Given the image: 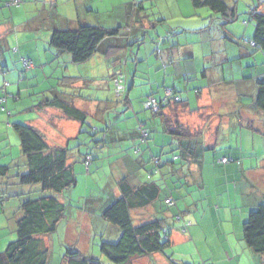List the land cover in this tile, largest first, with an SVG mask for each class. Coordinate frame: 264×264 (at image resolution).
Listing matches in <instances>:
<instances>
[{
	"label": "trees",
	"instance_id": "16d2710c",
	"mask_svg": "<svg viewBox=\"0 0 264 264\" xmlns=\"http://www.w3.org/2000/svg\"><path fill=\"white\" fill-rule=\"evenodd\" d=\"M71 1L74 2L76 8V26L73 28L50 26V35L47 42L51 50L66 53L70 58L71 64H91V61L96 60L94 56L101 52L99 47L104 40L124 33L129 27L134 25L132 16L147 9L145 4L143 5L144 2L142 3L143 0L122 1L113 5L112 10H117L118 15H120L119 11L122 10L124 21L115 22L112 26H108L102 23L104 20L101 22V20L97 21L94 19L97 22L89 24L79 19L77 14L82 17L91 13V16L97 17L101 10L98 8L89 9L91 6L87 4L83 10L86 14L82 15L80 2L78 0ZM166 1L163 0L162 2L166 3ZM40 2L44 6L48 3L51 6L52 3L57 6L61 4L60 0H40ZM191 2L195 8H200L199 10L208 8L217 14L223 25L237 21L241 13L237 8L239 0H234L232 5H228L225 0H191ZM258 2L257 0V3L248 5V9L245 11L253 22L254 30L248 41L241 39V42L243 44L248 43L255 48V51H261L264 54V13L259 10ZM3 3L4 6L9 8L21 7L24 0H4ZM112 10H107L106 12ZM160 21L167 22L165 17ZM56 22L58 20H55V24ZM0 27H2L0 32V72H2L4 70L3 67L6 68V66L2 65V62L7 61V54L4 50L9 47L8 43L6 45L3 44L2 37L6 33H16L17 26L12 22L11 24L0 22ZM168 27L170 31L174 30L173 28L178 29L177 27L179 26L168 24ZM143 39L136 38L135 40L141 44ZM15 40L17 42L16 37ZM9 49L14 54H20L21 49H19L17 43L12 44ZM110 50L115 54L117 48L112 47ZM57 58L56 56L55 59L60 65H58L56 70L61 73L65 70L66 65L60 63ZM93 58L94 60H92ZM32 59L25 56L20 57L22 67L18 70L15 82L17 93L12 94L8 91L9 81L3 79L2 83H0V98L5 97V101L0 102V109L6 112L7 116L12 114L11 110L8 109L7 99L10 97L12 101L20 100L21 84L25 85V89L30 84L31 78L28 77L26 72L35 67L34 59ZM10 60L12 65L17 63L14 59ZM251 65L252 63L248 66ZM263 73L264 71H261L260 74L262 75ZM60 79L62 81L72 80V76H63ZM165 89L170 90L172 94L168 97L164 95L160 100L155 98L157 104L153 109L145 108L147 99L154 98L148 95L143 102V108L145 111H151L153 117L162 118L164 131L171 136L173 139L172 144L175 146L173 147L174 149L171 148L170 152L176 150L178 151L177 155H172L171 160H162L161 156L167 152L163 153L164 149L162 147L154 150L153 148L157 144L153 147L150 145V161L145 162V164L150 162L151 170L145 175L144 179L132 171L122 175L119 179L114 176L113 185L115 186L113 190L116 189L118 194H113L116 190H111L110 194H108L107 190V194L105 192L101 194L102 197L100 199L97 201L93 200L94 203H104L103 210L99 216L119 229V235L115 242L101 241L99 244V252L107 258V263L102 261L100 256L83 254L78 250H66L58 264H129L135 258L153 259L155 254H164L165 250L175 243V241H172L173 230H178L180 233L185 234L189 227L192 226V221L184 217L186 210L174 209L176 198L172 196L170 189L167 191V188L163 187L162 182L166 178L165 175L170 174L176 176L181 185L201 189L203 179L199 170L201 171L203 154L209 149L204 146L200 129H195L194 131L180 121L181 114L192 112L195 109L188 108L186 101L180 99L174 89L168 87ZM2 92L4 96H1ZM253 104L256 110L264 113V76L259 77L256 81ZM48 108L58 110L62 118L76 121L81 125L87 118L86 113L75 106L70 95H56L41 100L38 103L31 104L29 110L42 111ZM242 118L244 116L240 117L241 121H243ZM11 125L19 137V151L15 159L8 163L0 164V201L17 198L19 207L17 212L13 214L12 220V229L15 231L16 238L5 244L6 246L0 251V264H48L50 249L46 246L43 237L54 233L67 216L66 203L57 195L76 185L74 164L81 162L89 169L93 164V156L83 148L88 144V141H76L78 135L85 132L84 128L78 130L74 136L66 138L62 143H53L50 142L49 137L40 128L26 123H13ZM107 125L105 124V131H102V139H96V137L93 139L94 141L96 140L95 143L98 147H102L103 142L105 144L107 141L104 138ZM243 125L256 134H264V128L262 130L251 120H247ZM6 126H10L9 122H7ZM138 127L136 150L139 151V145L148 141L149 134L151 135L152 131L144 122L139 123ZM91 129V136H94L97 129ZM142 130L146 131L145 136L141 134ZM72 142L75 144H72ZM88 157H91V160L90 164L86 166L85 162ZM222 158H225L226 162H222ZM222 158L220 159L222 164L234 161V158L225 156ZM177 160L179 162L175 163ZM166 165H169V172H162V168ZM192 166H196L197 170ZM12 181H16L17 184L15 183L14 186L17 187H12ZM168 208L172 210L170 214L173 218V223L171 222L170 224L166 221L169 212ZM139 212V218L137 219L135 214ZM140 215H143V217H140ZM71 216L73 215L71 214ZM176 222L180 223L179 227L174 225ZM239 233L240 242H244L254 254L259 255L260 262L264 264V202L248 211L247 216L241 222ZM233 237L236 241L237 236L233 234ZM228 239L232 241V239ZM236 242L238 243V241ZM224 244L221 246H224ZM196 260H193L192 263H195ZM234 263L244 264L242 256L239 255L238 259L234 260ZM201 264L213 263L204 259ZM254 264L259 263L255 262Z\"/></svg>",
	"mask_w": 264,
	"mask_h": 264
},
{
	"label": "rangeland",
	"instance_id": "374dc122",
	"mask_svg": "<svg viewBox=\"0 0 264 264\" xmlns=\"http://www.w3.org/2000/svg\"><path fill=\"white\" fill-rule=\"evenodd\" d=\"M60 1L61 4L59 5V12L58 8L56 11L55 9L53 10V7L49 3L44 6L40 2V0H24V3L21 5V7L10 8L4 6V0H0V22L10 24L12 22L14 25L17 26L16 33H6L2 37L3 44H9V47L4 50L7 54V61L10 59H14L17 61L18 64H20V57L25 56L33 58L35 66L34 68H32V70H28V72H26V74H28V77L31 78L30 84L27 85V89H25L24 84H21L20 86L21 99L18 101H12V99L9 98L10 103L9 105L7 103V106L8 109L11 110L12 114L7 117L6 112H4V123L7 124V122H9L10 125L6 126L5 128L9 129L11 136L13 137L12 144L14 146L11 147L14 151L17 150V152L19 151V137L11 124L26 123L29 125H33L36 128L40 127L39 125H36L38 123L34 121L36 117L32 119L35 116L33 114L35 112L28 111L27 113L24 112V114L18 113L19 108H21L20 105L23 104L29 106L31 104L38 103L41 100L51 98L48 95L47 91L48 89H50V87L55 88L54 83L59 78L57 76H62V74H60L59 72L56 73V76L53 75V73H55L56 68L60 64L57 63V60L55 59V54L52 52L51 47L49 48L48 46L47 42L49 38H46L47 34H49L48 32L50 31V29L48 28L50 26H61L60 22H56L55 24V20H58L57 17H59V14H63V12H65L69 15L72 14L73 10L75 9L74 2H72L71 0ZM122 1L126 0H98L94 3L91 0L89 2L83 1L80 3L81 13L82 15L86 14L83 11L84 6L86 4H90L91 8H98L101 10L99 12V15H97V17L95 16L96 18L94 16H91V18L101 20V22L104 20L110 23L117 19H120L117 10L113 11L112 6ZM187 1V3H189V6L187 4V8H189V13L183 16L174 15L173 13L165 11L166 3L162 2V0L145 1V7L150 10L151 14L153 12L150 19L154 20L153 16L158 11H160L158 9L161 8L164 12L168 14V17L170 18L167 20V24H176L177 26H180L177 27L178 29L173 28L174 30L170 31L167 24L158 25L154 28L145 26L143 28V32L138 37H136L138 39L144 38L141 42V53L146 52L148 53V55L145 54L146 57L150 56V89L152 87L155 91L158 90L155 95L159 96V93L163 94L164 88H173V86H176L173 89H175L177 92L179 91L178 93L183 99L189 100L191 95L193 100L191 101V104L194 105L195 88L201 86L200 84L203 80V78L201 77V73L207 71L209 76H211L212 79H215V75L224 72L226 73V77H228L230 74L233 80H237V83L235 86L228 87L216 86L212 84L211 90L213 91H211V94L214 100L220 99L225 94L232 97L231 100L228 99L226 101V103H229L228 107H223V109L220 108L219 110H217V114H219L217 117L221 118L220 127H222V125H224L226 121V119H223L224 115L221 114H224V112H226L227 110H229L234 115L240 114L242 116H245V118L254 119L255 116L251 114V111L253 110H250L249 107V105H251V103L253 102V96L255 95V82L252 81V79L255 76H258L261 71L264 70V54L261 51H258L252 56L249 55V57H244L241 60V63L236 61H230L229 63H223L221 66L220 64L215 65L213 61V59L216 57V55L214 54V46L212 47L211 52L209 53L207 47L203 45L205 47L206 52L209 53V58L207 59L209 60L208 63L205 59L208 56L205 58L203 57L204 55L201 53L202 47L199 46L200 43H202V37H206V32L208 31V35L211 36L213 39H216L223 44L225 43L223 46H217L215 41L216 47L220 51L223 50L225 52L226 48L229 49V45L231 47H236L239 49L240 46L237 47V44L235 45L233 43L240 42L233 36L237 38L241 36L240 39H243L249 37L250 34H252V31H249L250 28L248 27V25H243V20L248 19V15L245 13V11L248 9V5H251L252 3H257V0H240L243 9L240 11L241 13L238 20L226 25L221 24V20L218 16H216L217 14L213 13L211 10H199V13L198 10L195 11L194 8L191 7L192 5L190 0ZM107 10L112 11L106 12ZM55 14L57 17L55 16ZM198 14L202 15L199 16ZM52 23L55 25H53ZM184 25L185 27L194 26L195 29L188 30L185 33V31H183ZM251 25L252 24H250L249 26ZM231 26H233L232 29L230 28ZM128 30L129 29H127L126 31ZM15 37L17 39V42L15 40ZM185 40L192 42L193 50H195L196 54L195 58H178L176 61L175 71L164 68L162 64L163 62L160 60V56L157 57L156 52H160L161 50L167 47H172V44H177V41L184 43ZM124 42L125 41H121V44H123ZM230 42L233 43L230 44ZM16 43L19 46V49H21L20 54H14L9 49L12 44L14 45ZM39 43L45 45V49L41 48L40 51L44 54L46 52L47 54H49L47 59L43 58L41 64L38 62V59L35 60V58H37V46ZM63 54L67 56L66 53ZM254 56L257 58L255 62L247 61L246 58H248L249 60ZM57 59L60 60L59 58ZM184 61L186 64H183ZM251 63L252 65L248 67L247 65ZM66 66L68 74H75L76 76H79L78 80H80V82H76L73 84L74 88L73 90H71V92L74 94L73 98L75 104L80 108L84 110H93L103 100H105V103H113L114 105L125 102L123 94L120 97H116L115 94H113V92L111 90H108L105 86L107 83L106 80H110V75L100 78V84L98 85V83L92 80V78L90 77L91 73H89L90 70L88 68V65L84 66V64H66ZM188 69L190 71L198 72L199 75L194 76L195 74H191L190 76H187V74H185L184 72H187ZM227 69H229L228 72H226ZM44 71L46 72L45 75H43ZM51 76L53 79L51 78ZM243 76H247L246 78L248 80L251 79V82L246 84L245 86H243V80L241 79ZM163 78L165 81H163ZM2 80L3 77H1L0 74V83H2ZM103 82L105 85H103ZM238 90H240V93ZM127 91L129 90H126L125 95ZM130 92L131 97L134 96V94L138 93L137 89H131ZM1 96H4L3 92L1 93ZM84 97L87 100H83ZM131 102V107H127L126 105L120 104L117 108L121 106L125 107H122V111L119 114L116 112H111L107 114L105 111H103V120H107L106 122L110 120L112 125L116 128L122 126L121 129L124 128L125 130H132V127L129 125V122H131L132 119H129V122H127L125 120V113L134 110L141 103H139L136 99L132 100ZM243 104H245V106H243ZM13 105H15L17 109H15ZM127 108L129 109L127 110ZM95 111L97 110H93L92 113H94ZM149 112L150 127L152 124H154V119H156L155 122H157V124H161L160 117H153L151 111ZM149 112L142 110L137 115H140L141 118L146 119L149 115ZM117 115H122L121 119H118L116 117ZM18 116L21 118H19ZM186 117H184L183 115L180 116V121L183 124L189 126L194 131L196 128H199L198 126L193 127L189 122L186 124L184 122L187 119ZM135 121L137 120L135 119ZM105 124L107 123H104V121L97 119L94 115L92 116L88 113L85 122L82 125L79 124L78 126H75L78 127L76 128V131L80 130L81 128H84L83 130H85L83 134L78 135V139L76 141H88V144L85 145V147L83 148L92 154L93 164L88 169L81 162L75 163L74 172L76 174V185L64 190L61 194L57 195L63 202L66 203L67 216L60 223L54 233L43 237L44 242L47 243L46 246H48L50 249V257L48 264H58L61 256L66 250H78L83 254H92L100 256L102 261L107 263V258L101 255L99 252V244L101 241L115 242L117 240V237L115 235L116 232H119V229L116 226L106 222L99 216L100 212L103 210L104 203H93V200L97 201L98 199H100V197H102L101 194H104L108 190V188H113V177L118 174V171L113 164L115 162L116 157L110 155L111 153H109V147H111L112 142L108 141L105 146L98 147L95 143L96 140H93L95 139V137L96 139H102V131H105L106 129ZM152 127L154 128V131L151 135L156 134L157 136V141L155 142V144L157 145H155L153 149L158 150L160 149V147H162V149L166 147L165 152H170V149H168L170 143V138L169 136H167L168 134L161 138L162 133L158 132L154 126ZM91 128L97 129V132L94 134V136H91ZM49 129L51 132L54 131V128L49 127ZM225 132L226 131H221L223 136L225 135ZM246 133L250 132L247 131ZM60 136L64 135L60 134ZM61 138L57 140L58 143L61 141ZM162 139L165 141L163 142ZM256 139L264 140V137L261 138L259 136H256ZM74 142H72V144ZM148 142L154 145L152 136H149ZM225 146L226 144H222L218 146L216 150L221 147L224 148ZM228 146L229 148L232 147V145ZM213 150L214 148L210 150V152ZM177 152L178 151L176 150L171 151L169 154H167V156L170 157L169 159L171 160L172 155H177ZM218 152L219 154H222L221 151ZM15 155H17V153H15ZM149 156L150 152L148 151L146 154V158H149ZM179 160H177L175 163H178ZM150 167L151 165L148 162L146 163V166L141 169L140 177L142 179H144L145 175L149 173V171L151 170ZM203 173L206 176L207 182L210 184V181L214 176V171L212 174L207 171V168H205V171ZM263 173L264 168H259L254 172V176L260 179V181H262L264 180L261 176V174ZM154 177L156 178V176ZM165 177V180L161 179L163 180L162 185L163 187L167 188V191H169L170 189L172 191V196L176 198V206L174 207V209L186 210L187 212H184L185 214L183 213L184 217L185 219H189L192 221V226L189 227V230L185 232V234L180 233L178 230V232L176 230H173L172 241H175V243L171 247L167 248L164 254H155L153 259L135 258L132 259L129 264H201L202 260L204 259H207L208 262H213L212 255L215 254V251H218L220 245H223L226 242V238L228 237L230 239H234L232 233L233 231L230 230L229 226L230 222L228 223L225 221H218L217 216L213 211V206L217 204L216 202L212 204V202H210L208 199L210 198L211 200V198H215V193H211L210 196H208L206 190L198 189L192 186L186 187L185 185H181L176 176L166 174ZM261 187L264 188L263 182H261ZM9 201V203L8 200L4 202L0 201V245L2 248L1 250H3L4 248L2 247V245L4 246V244H7L8 242H11L16 238L15 231L12 229V220L13 214L17 212V208L19 207V200H17V198H11V200ZM200 202L204 203L203 208H201ZM168 210L169 212L168 216L166 217V221L170 224L171 222L173 223V218L170 214L172 210L171 208H168ZM219 211L220 210H218V212ZM71 214L73 216H70ZM139 214L140 212L135 214V217L137 219L139 218ZM140 217H143V215H140ZM174 225H178L179 227L180 223L176 222ZM221 228L225 229L227 235L222 231ZM111 229H113V231ZM193 260H196V262L192 263Z\"/></svg>",
	"mask_w": 264,
	"mask_h": 264
},
{
	"label": "crops",
	"instance_id": "0c3cea01",
	"mask_svg": "<svg viewBox=\"0 0 264 264\" xmlns=\"http://www.w3.org/2000/svg\"><path fill=\"white\" fill-rule=\"evenodd\" d=\"M88 1V0H84ZM92 1V0H91ZM93 1H98V0H93ZM128 1V0H126ZM142 1V0H141ZM145 1L143 0L142 3L143 5L145 4ZM163 1V0H162ZM228 5H232L234 3V0H225ZM258 8L259 10L263 12L264 9V0H258ZM78 2H83L78 0ZM187 0H167L166 1V10L167 12L173 13L174 15H187L189 13V8H187V4L189 6V3H187ZM191 2V0H190ZM87 5V4H86ZM192 5V2H191ZM53 8L55 11L59 10V6H57L55 3H52ZM57 6V7H56ZM75 7V6H74ZM194 8V10H198L200 13L199 9L200 8H195L193 5L191 6ZM238 11L240 12L243 9V6H241V1L239 0L237 4ZM91 9V7L89 8ZM210 10L208 8H203ZM158 11L154 16V20L150 19L152 14L150 13L149 9H146L144 12L137 13L133 15L132 17V22L134 25L129 27L128 31L119 34L118 36L107 38L106 40L103 41V43L100 45V50L101 52L97 53L94 58L96 59L95 61H91L92 63H83L84 66L88 65V68L90 70L89 73L90 77L92 80L100 84L99 79L106 77L110 75V80H106L107 83L106 85L103 82V85L107 87L108 90H111L113 94H115V80L116 78L120 77V75H123V91L122 94L125 98V102L119 103V104H113V103H105L103 100L101 103L97 105V107L93 110H97L94 113H92L93 110L90 109H82L79 106H77L74 102L73 98V93L71 90H73L74 86L73 84L76 82H80L79 76H76L75 74H68L67 66H65V70L62 73V76H57L59 77L57 81L54 83V87H50L48 89L47 93L50 97L53 95H58V96H69L72 98V101L74 102L75 106L82 110L83 112L87 114L89 113L90 115H94L97 119H100L104 121V123H107V120H103V111H105L107 114L111 112H116L120 113L122 111L121 106L117 108L120 104L121 105H126L127 107L132 106V100L136 99L138 100L139 103H141L139 106H137L134 110L125 113L126 118L125 120L129 122V119H132L131 122H129V125L132 127V130H125L124 128L121 129L122 126H119L118 128L114 127L110 120H108V125H107V130L106 133L104 134V138H106V143L108 141H111V147H109V153L110 155L115 156L116 160L113 163L114 166L116 167L118 174L116 175L117 179H119L122 175L129 173V171H132L133 173H136L138 176H140V171L143 167L146 166L145 162L150 161V156L149 158H146V154L149 151L150 152V145L153 147L155 145V142L157 141V136L156 134L150 135L153 138V144L147 142L139 143L140 150H136L138 140H136L138 132L137 129L139 128L137 124L144 122V124L151 129V131H154V128L158 132H161V138L163 136H166L167 133L164 131V124L162 122V118L160 117V122L161 124H157L155 122L156 119L153 120L154 124L151 125L150 127V112L147 118H141L140 115H137L140 113L143 108V102L145 100V97L150 95L156 98L157 100H160L164 95L166 94V89L164 88L163 94L159 93V96H156L155 93L158 91H155L152 87L150 89V56L146 57L148 53H141V44L136 42V37H138L142 32L143 28L145 26L154 28L157 27L158 25H166L167 20L170 19L168 17V14L164 12L161 8L158 9ZM186 11V12H185ZM60 12V10H59ZM67 12V11H66ZM120 12V19H117L113 22H102L105 25L107 24L108 26H112L115 22H123L124 17L122 10ZM91 13L85 15V16H77L79 19L84 20L86 23L92 24L94 22H97L96 20L91 18ZM201 16L202 14H198ZM56 16V14H55ZM211 16V15H210ZM218 16V15H216ZM57 17V16H56ZM166 18L167 22L160 21L162 19ZM58 22L61 23L60 27H69L73 28L76 26V8L73 10L72 14L65 13L59 14V17H57ZM71 22V23H70ZM230 24V23H228ZM252 24L251 26H249ZM168 25V24H167ZM176 25V24H174ZM226 25V24H225ZM243 25H248L250 28V32L254 30V25L250 17H248L247 20H243ZM173 26V25H172ZM177 26V25H176ZM180 27V26H179ZM231 29L233 26L230 27ZM49 29V28H48ZM194 26H188L185 27L183 31H188V30H194ZM2 30V27H0V32ZM248 31V32H249ZM206 32V31H205ZM208 32V31H207ZM206 32V37H202V43H200L199 47H202V54L204 55L203 57L206 60L209 58V53L211 52L212 47L214 46V54L216 57L213 59L215 65L220 64L222 66L223 63L230 62V61H236L240 62L244 57H249V55H253L254 53H257L258 51H255V48L251 47L248 43L243 44L241 42V39L239 36L236 38L240 43H233L230 42V44H237V47L240 46V48L236 47H231L229 45V49L226 48L225 52L223 50H219L216 47L221 45L223 46L224 44L219 42L216 39H213L211 36H209ZM247 32V33H248ZM46 38H49L50 31L48 32ZM183 33V32H182ZM180 33V34H182ZM1 35V34H0ZM239 35V34H237ZM252 34H250L249 37L243 38L245 40H249ZM179 40V39H178ZM121 41H125L123 44H121ZM216 41V44H215ZM154 42V41H153ZM200 42V41H199ZM207 47V50H209V53L206 52L205 47ZM112 47H116L117 51H115V54L110 50ZM43 48L45 49V45L42 43H39L37 46V54L36 57L38 58V62L42 63L43 58L47 59L48 55L47 52L44 54L40 51V49ZM204 48V49H203ZM52 52L57 56L60 60V63L66 65V64H71L69 56H65L63 53L56 52L52 50ZM144 52V51H143ZM157 57L160 56V60L163 62V67L167 68L168 70H174L176 69V61L178 58H188V59H194L196 54L195 50H193V44L190 41L185 40L184 43H181L177 41V44L173 43L172 47H167L161 50L160 52H156ZM146 54V55H145ZM6 55V54H5ZM256 56V55H255ZM253 57L247 61H252L255 62L257 60L256 57ZM94 58L92 60H94ZM232 59V60H229ZM209 60H207V63ZM3 66H6V68L3 67V71L0 72L1 77L5 79L6 81L10 82V85H8V91L10 93H16V80H17V73L18 70L21 69L22 64L14 63L12 65L11 60L4 61L2 62ZM182 63V62H181ZM183 64H186L185 61ZM75 65V64H73ZM248 66V65H247ZM249 67V66H248ZM64 68V67H62ZM165 69V70H167ZM222 70V67H221ZM248 70V69H247ZM229 69H227L226 72H228ZM264 71V70H263ZM58 70L53 73V75L56 76V73ZM200 72V70H199ZM45 75L46 72H43ZM60 73V72H59ZM60 73V74H61ZM187 74V76H190L191 74H195L194 76L199 75L198 72L196 71H188L184 72ZM57 74V75H60ZM226 73L222 72L218 75H215V79L211 76H209L208 72H202L201 77L203 80L201 81V86H198L195 88V99H194V105L191 104L192 97L190 95L189 100L188 99H183L181 95L175 90L177 95L179 96L180 99L185 100L188 108L190 109H195L192 112H186L183 115L187 119L184 121L186 124L189 122L193 127H199L196 129H200L202 132V139L204 146L207 147L208 152H205L203 154V163L202 167L200 168L202 174V179H203V185H202V190H206V193L208 196H210L211 193H215V198H208L212 204L216 202L217 205L213 206V211L215 212V215L217 216L218 221H225V222H230V230L233 231V234L237 236L236 241L235 238L231 240L226 238V244L224 246L220 245V248L218 251H215V254L212 255V261L211 263L213 264H235L234 260L238 256L241 255L243 258V263L244 264H254L260 262V257L259 255L254 254L251 249H249L244 242H240V230H241V222L245 219L247 216V213L249 210L255 208L257 205H260L264 202V188L261 187V182L264 183V180L260 181V179L256 178L254 176V172L258 170L259 168H264V140L262 139H256V136L259 137H264V134H256L252 132L249 128L245 127L243 125L244 122L247 120L253 122L256 126H259L262 130L264 128V113L256 110L254 108L253 102L251 105H249L251 114L255 116L254 119L252 118H242L243 121L240 120V117L242 115H234L232 114L229 110L224 112L223 119H226L225 124L220 127L221 124V118H218L217 116V110L220 108L223 109V107H228L229 103H226V101L229 99L231 100L232 97L225 94L223 97L220 99L214 100L211 94V87L212 84L216 86H235L237 83V80H233L229 74L228 77L225 76ZM221 75V76H220ZM41 76V75H38ZM65 76H72V80H61V77ZM218 76V77H217ZM264 76V73L261 75L259 74L258 76H255L252 81L255 82L259 77ZM247 76H243L241 79L243 80V86L246 84L250 83L251 79L248 80L246 78ZM47 78V77H46ZM52 78V76H51ZM53 79V78H52ZM163 81L164 78H163ZM148 87H147V86ZM176 86H173V88ZM128 88V89H127ZM159 88V87H158ZM170 88V87H169ZM172 88V89H173ZM131 89H137L138 93L134 94V96L131 97ZM162 89V88H161ZM14 90V92H13ZM127 91L126 95L125 92ZM240 93V90H238ZM20 95V94H19ZM116 95V94H115ZM189 95V93H188ZM122 96V95H121ZM10 98V97H9ZM9 98L7 99V103L9 105L10 100ZM21 99V96H20ZM83 100H87L85 97ZM15 101V100H14ZM18 101V100H16ZM253 101H254V96H253ZM21 108H19L18 113L24 114L27 113L28 111L30 112H35L33 113L35 116L32 118L34 121L39 125L40 129L46 133V135L49 137L50 142H57L61 137V141L59 143L64 142V140L68 137H72L76 134V125L78 126L79 123L76 121H71V120H66L65 118L61 117V114L58 110L56 109H45L42 111H36V110H29V106L20 105ZM245 106V104H243ZM15 109L17 107L13 105ZM129 108H127L128 110ZM126 110V111H127ZM167 113V112H166ZM7 116V115H6ZM44 116V117H42ZM122 115H117L116 117L121 119ZM8 117V116H7ZM19 117V116H18ZM21 118V117H19ZM94 118V117H93ZM5 115L4 112L1 111L0 109V164H5L10 162L12 159H15V153L18 154L17 150L14 151L11 146H14L12 144L13 142V137L10 134L9 129H6V124L4 123ZM135 119L137 121H135ZM50 128H54V131H50ZM75 130V132H74ZM221 131H226L225 135L221 133ZM250 133H246V132ZM151 132V134H152ZM60 134L64 136H60ZM159 134V133H158ZM59 135V136H58ZM170 138V143H169V148L171 150L174 149L173 147L174 144H172V138L170 135H167ZM59 137V138H57ZM57 138V139H56ZM224 138V139H223ZM149 140V138H148ZM164 142L165 140L162 139ZM161 142V141H160ZM105 143V144H106ZM104 142L102 144V147L105 146ZM172 144V145H171ZM222 144H226L224 148H216ZM136 145V146H135ZM228 145H232V147L229 148ZM135 147V149H134ZM250 147V148H248ZM213 151L210 152V150ZM247 148V149H246ZM163 153H165L166 147L163 148ZM112 151V152H111ZM173 151V150H172ZM218 151H221L222 154H219ZM169 152L166 154H163L161 156L162 160H168L170 157L167 156ZM131 158H129V157ZM170 156V155H169ZM230 157L234 158V161L228 162L225 164H222L220 159L222 157ZM150 163V162H149ZM131 167V168H130ZM194 169L197 170L196 166H192ZM205 168H207V171L213 174L214 171V176L212 177V180L210 181L211 183L209 184L207 182L206 176L204 175ZM170 168L169 165H166L162 168V172H169ZM261 176L264 179V173L261 174ZM13 185H15L16 181L11 182ZM17 184V183H16ZM115 185H113L114 188ZM17 187V186H14ZM108 188V194H110L111 190ZM116 190V189H115ZM113 190V191H115ZM205 192V191H204ZM202 192V193H204ZM107 194V191H106ZM114 195L118 194L117 190L113 193ZM11 200V199H10ZM6 201V200H5ZM4 202V201H3ZM10 201L8 200V203ZM94 203V202H93ZM201 208L204 207V203L200 202ZM218 210H220L218 212ZM9 213V211H8ZM11 213V212H10ZM71 216V215H70ZM13 224V223H12ZM224 232L225 229L221 228ZM113 231V229H111ZM115 232V230H114ZM225 234L227 235L226 231ZM119 235V232H116V237ZM47 244V243H46ZM2 247H5L2 245ZM1 245H0V251L1 250ZM207 261V259H205ZM237 261V260H236ZM237 263H239L237 261ZM236 263V264H237Z\"/></svg>",
	"mask_w": 264,
	"mask_h": 264
},
{
	"label": "built area",
	"instance_id": "2783aa9c",
	"mask_svg": "<svg viewBox=\"0 0 264 264\" xmlns=\"http://www.w3.org/2000/svg\"><path fill=\"white\" fill-rule=\"evenodd\" d=\"M10 1H13V0H10ZM122 83H123V76L120 75V77L116 78V80H115V86H116L115 94L116 95H120L122 93V91H123V84ZM171 94H172V92L170 90H166V94H165L166 97L170 96ZM3 101H5V97L0 98V102H3ZM156 104H157V102H156L155 98H152V97L148 98L147 101L145 102V108H152L153 109V108H155ZM141 134H143V136H145L146 131L142 130ZM90 160H91V157H88L86 162H85L86 166H88L90 164ZM221 161L226 162V159L222 158Z\"/></svg>",
	"mask_w": 264,
	"mask_h": 264
},
{
	"label": "clouds",
	"instance_id": "9594fccd",
	"mask_svg": "<svg viewBox=\"0 0 264 264\" xmlns=\"http://www.w3.org/2000/svg\"><path fill=\"white\" fill-rule=\"evenodd\" d=\"M122 95V93L120 95H115L116 97H120Z\"/></svg>",
	"mask_w": 264,
	"mask_h": 264
}]
</instances>
